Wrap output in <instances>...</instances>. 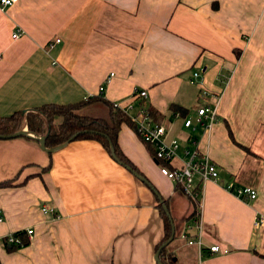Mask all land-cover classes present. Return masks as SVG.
<instances>
[{
	"label": "crops",
	"instance_id": "obj_1",
	"mask_svg": "<svg viewBox=\"0 0 264 264\" xmlns=\"http://www.w3.org/2000/svg\"><path fill=\"white\" fill-rule=\"evenodd\" d=\"M200 65L207 71L191 83ZM136 89L147 96L135 98ZM95 95L131 104L132 114L149 109L167 137L179 139L172 165L194 147L216 162L217 180H195L202 244L182 236L188 224L198 233L197 202L162 174L153 145L134 127L123 123L118 142L140 176L97 139L70 140L49 152L25 125L28 136L0 137V181L15 178L0 187V236L28 227L33 233L23 246H0V264H155L166 234L160 197L174 221L167 246L174 264H264V0L0 6L1 116ZM217 99L210 127L184 124L199 105ZM226 183L251 186L257 196L240 198ZM215 243L229 251L212 253Z\"/></svg>",
	"mask_w": 264,
	"mask_h": 264
},
{
	"label": "built area",
	"instance_id": "obj_2",
	"mask_svg": "<svg viewBox=\"0 0 264 264\" xmlns=\"http://www.w3.org/2000/svg\"><path fill=\"white\" fill-rule=\"evenodd\" d=\"M15 1L17 0H0V6L5 8L13 4ZM20 34L21 32L16 31L13 33V37H18ZM60 41L61 38L58 36L50 40L47 45L48 47H54ZM206 71V66H198L193 70L190 82L196 83V80ZM101 89H103V86H101ZM202 95L203 97H207L209 95V91L204 89L202 91ZM146 96L147 90H134L135 98H145ZM120 106L125 108V110L131 114L132 119L135 122L136 132L139 137L143 141L153 145L155 158L161 162L160 171L162 174L173 180L177 185L181 186L187 196L192 201L197 202L199 213H197V219L194 223V226L198 229V233L191 234V231L189 230H191L192 226L188 224L187 230L183 232L182 236L186 239L188 244L200 246L202 244L201 236L203 231V222L200 215L202 201L201 190L198 189V185H196L195 180L196 178H199L201 181H206L209 179L217 180L219 178V169L216 162L213 161L208 154L202 153L197 147H194L185 149L186 158L181 165H172L171 163L173 159L178 155V149L180 147L179 139L175 137L168 138L166 127L163 124L156 122L147 108H141L138 113L132 114L130 113V110L132 109L131 104ZM217 108L218 99L213 102L206 101L197 107L195 117L190 116L185 118L184 124L191 127H210L217 117ZM176 114L179 113L176 112ZM225 188L245 200L253 199L257 196L256 189L252 188L251 186H235L233 183H226ZM41 208L46 213L53 212L56 214L55 209L48 205H43ZM57 216L59 217V215ZM261 220L262 218H257L255 224H258ZM19 231L25 233L29 239L32 237L33 232L30 227ZM19 231L9 232L3 236H0V246L20 247L25 245L22 236L18 235ZM209 249L212 253H225L229 251V248L222 247L217 243L210 245Z\"/></svg>",
	"mask_w": 264,
	"mask_h": 264
},
{
	"label": "trees",
	"instance_id": "obj_3",
	"mask_svg": "<svg viewBox=\"0 0 264 264\" xmlns=\"http://www.w3.org/2000/svg\"><path fill=\"white\" fill-rule=\"evenodd\" d=\"M87 108L92 109L93 113L87 112ZM82 109L85 110L81 111ZM58 117L60 121L57 122ZM123 123L135 129V122L125 108L102 95H95L74 103H45L25 113L18 110L10 115H0V134L8 137L26 125L36 135L46 136L47 147H55L68 140L94 138L99 140L117 161L126 167L130 165L133 170L138 171L118 142L119 131ZM47 167L49 165L45 168ZM14 180L15 178L1 180L0 187L11 186L15 184ZM160 211L164 217L166 234L164 239L158 243L157 250L171 235L170 216L165 208L162 207ZM18 235L22 236L24 244L28 243L25 233L19 231ZM168 244L160 250V260L155 264H174L173 254L167 248Z\"/></svg>",
	"mask_w": 264,
	"mask_h": 264
},
{
	"label": "water",
	"instance_id": "obj_4",
	"mask_svg": "<svg viewBox=\"0 0 264 264\" xmlns=\"http://www.w3.org/2000/svg\"><path fill=\"white\" fill-rule=\"evenodd\" d=\"M19 135H25V136H28V135H30V134H29V132H28L27 130H25V129H21L20 131H17V132H15V133L10 134L8 137H10V136H19ZM0 137H7V136L4 135V134H0ZM35 137L39 140L41 147H42L43 149L49 151V152H51V151H53V150H55V149L61 147L64 143H66V142L69 141V140H68V141H64V142H62L61 144H59V145H57V146H55V147H47V146H46V143H45V140H46V136H45V135H42V136H41V135H35ZM127 168L130 169L134 174L140 176L139 172L136 171V170H133V169L131 168L130 165H127ZM143 179H144L145 181H147V179H146L145 177H143ZM160 202H162L163 207L167 210L168 215L170 216V222H171V235H170V237H169L168 240H166L165 242H163V243L159 246L158 250H157L156 253H155V260L158 261V262H159V260H160V256H159V254H160V250H161L166 244H168V242H170V241L173 239L174 235H175L174 221H173V219H172V217H171V215H170V213H169V211H168V208H167L166 204L164 203V200H163L162 197H160Z\"/></svg>",
	"mask_w": 264,
	"mask_h": 264
},
{
	"label": "rangeland",
	"instance_id": "obj_5",
	"mask_svg": "<svg viewBox=\"0 0 264 264\" xmlns=\"http://www.w3.org/2000/svg\"><path fill=\"white\" fill-rule=\"evenodd\" d=\"M87 112H90V113H93V110L92 109H90V108H87V110H86ZM97 113V112H96Z\"/></svg>",
	"mask_w": 264,
	"mask_h": 264
}]
</instances>
